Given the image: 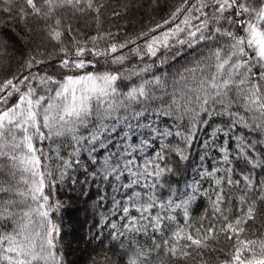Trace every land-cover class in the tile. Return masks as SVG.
I'll return each mask as SVG.
<instances>
[{
    "label": "snow or ice",
    "instance_id": "obj_1",
    "mask_svg": "<svg viewBox=\"0 0 264 264\" xmlns=\"http://www.w3.org/2000/svg\"><path fill=\"white\" fill-rule=\"evenodd\" d=\"M103 8L99 0H0V13L9 18L43 22L45 39L61 57L53 74L32 71L49 61L31 56L24 72L0 80V264H63L60 228L52 220L59 202L51 203L45 191L51 165L60 161L63 178L79 165L81 152L95 166L98 149L107 155L91 175L124 190L113 199L125 221L119 227L151 241L145 247L129 240L124 264H209L210 254L214 264H264V229L254 230L264 206V0H179L162 22L123 41L102 30ZM86 16L96 34L80 40L67 20ZM129 44L141 61L161 49L197 55L168 79L153 73L152 64L126 66ZM10 46L7 33L0 34V57ZM152 117L179 121L175 127L184 131L161 130ZM213 117L226 118L213 133L225 137L217 148L221 166L199 173L214 185L213 195L200 193L212 214L207 225V216L193 224L189 206L198 189L177 195L165 179L173 172L167 157L187 161L198 127ZM143 128L161 141L179 137L184 147L161 142L152 155L139 156L151 147L148 139H133ZM61 148L71 149L67 159ZM221 236L226 244L216 247Z\"/></svg>",
    "mask_w": 264,
    "mask_h": 264
},
{
    "label": "trees",
    "instance_id": "obj_2",
    "mask_svg": "<svg viewBox=\"0 0 264 264\" xmlns=\"http://www.w3.org/2000/svg\"><path fill=\"white\" fill-rule=\"evenodd\" d=\"M99 2L104 4V8L101 10L102 30L118 33L116 39L123 41L135 39L139 33L162 22L167 18L172 8L179 3V0H155V2L154 0H99ZM18 3H22V0H18ZM113 12H118L120 15L113 16ZM67 23L79 30L77 38L80 40L96 34V23L90 16L69 19ZM44 28L43 22L33 17L20 20L18 17L9 18L6 14L0 13V34L7 33L11 44L6 55L0 57V65H2L0 80L6 78L10 73L24 72L25 69L21 65L31 56L49 61L32 71L39 70L43 73L46 70L49 74L57 71L56 61L61 57L56 55L55 42L45 39ZM137 45L143 47L144 40L137 39ZM135 46L129 44L128 48L123 50L124 54L131 56L129 49ZM176 51V49L170 51L161 49L156 57L145 56L143 61L131 56L126 66L135 64L137 67H143L146 64H152L153 73L171 79L197 55L191 49H180L179 55H175ZM41 53L44 55L41 56ZM49 53H52L51 57L48 55ZM152 119L154 126L161 130L167 125L172 127L173 131H184L182 127L179 129L175 127L179 121H174L172 118L152 117ZM224 119L226 118L213 117L209 126L200 125L198 127L191 147L186 149L187 161L180 160L175 154H169L167 157L173 172L167 174L165 179L176 188L177 195L185 192L192 193L193 187L198 189L195 199L189 206L190 222L193 224H198L202 216L208 217L204 221L205 225L211 219L210 200L208 196L200 193L207 191L209 195H213L214 185L207 180H201L199 173L205 169L221 166L217 148L225 137L222 133H217L216 136H213V133L218 127H224ZM136 138L148 139L151 142V147L139 153V156L152 155L154 150H159L158 144L161 142L171 141L172 145L179 144L184 147L179 137H169L167 141H161L154 139L150 129L147 128L138 129L133 139ZM119 141L120 137H115L113 143ZM205 141L208 142L207 145L204 143ZM214 141L215 146H212ZM132 142L133 140L130 139L127 143ZM53 147L55 148L56 145ZM67 151H71V149L61 148L60 155L67 159ZM52 155L55 157V153ZM106 155L107 152L98 149V162L102 161ZM202 156L203 160H201ZM79 161V165L68 169L66 175L61 178L60 171L63 169L58 168L60 161L54 160L51 165L52 184L45 190L46 194H50L51 203L59 202V208L52 213V220L60 228L59 249L63 255V264H124V250L128 247L129 240H133V243L138 241L145 247L151 244V241L148 236H135L133 239L131 233L119 227L125 221L119 218L120 212L114 209L113 199L120 200L124 190L117 191L118 183L111 178L110 181H103L98 176L91 175L99 167V163L97 162L94 166L89 153L81 152ZM137 163L140 164L142 161L138 158ZM193 181H199L200 184L194 185ZM179 211L177 210V212ZM113 212L115 215L112 214ZM178 219L182 221V216H178ZM112 223L118 225L116 230L112 229ZM256 229H264V206L259 208L254 225V230ZM117 231L125 232V234L117 236ZM225 244V239L221 236L219 244L215 246L222 247ZM206 258L209 260V264H214V256L210 254ZM189 264H197V262L189 261Z\"/></svg>",
    "mask_w": 264,
    "mask_h": 264
}]
</instances>
